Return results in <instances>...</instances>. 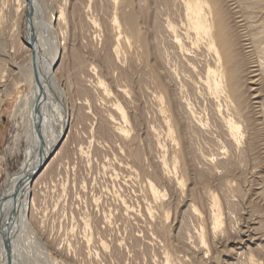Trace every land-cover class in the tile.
<instances>
[{
	"label": "rangeland",
	"instance_id": "obj_1",
	"mask_svg": "<svg viewBox=\"0 0 264 264\" xmlns=\"http://www.w3.org/2000/svg\"><path fill=\"white\" fill-rule=\"evenodd\" d=\"M23 1L0 0V200L40 153L18 139ZM35 1L41 25L62 14L68 116L29 186L35 238L22 233L9 263L264 264V0L204 4L227 62L191 28L192 0Z\"/></svg>",
	"mask_w": 264,
	"mask_h": 264
},
{
	"label": "bare ground",
	"instance_id": "obj_2",
	"mask_svg": "<svg viewBox=\"0 0 264 264\" xmlns=\"http://www.w3.org/2000/svg\"><path fill=\"white\" fill-rule=\"evenodd\" d=\"M206 1L207 0L186 1L184 3L186 9L185 13L189 18L191 28L197 36L203 37L207 41V46L209 50H212L215 58L218 61L221 59L222 61H226L228 59L225 54L221 51H217L216 49L215 43L216 41H219L220 38L218 34L212 33V21H209L206 17V14L204 13L203 7ZM23 2L22 3L25 7L24 9H27V0H24ZM32 2L34 6L32 24L34 27L33 44L35 46V49L29 46L26 37L23 38L25 45L28 46L29 50L31 51V56L29 57L30 67L25 70L21 68V71L25 73H23V75H25L26 77H23L21 75L22 73H20V75L25 78L24 82H27L28 88L23 97L20 98L21 104L19 105V108L22 112V116L25 118V125L23 126L24 132L18 134V139L20 138V135L23 134L29 141V145H31L33 149L37 150L40 153L38 155L39 158L37 162L33 165H30L27 170L25 168L24 170L21 169L20 172L13 173L5 179L4 190L2 193V198L0 200V264H9V260H7V247H5L3 230L1 227L2 222H9L11 243L16 241L18 242V247L15 246L18 250V253L16 251L14 252L13 250V254H11L10 256L11 260L16 256L17 258L21 256L22 246L20 248L21 244L19 242L21 240L22 233H26V231H28L29 233H27V237L29 239L35 238L34 232L32 230L30 231L28 228L30 226H28V223L26 222L27 216L25 215L28 204L31 205V199L29 198L27 200V198L29 197V186L31 185V181L34 178L31 177V172L32 169L39 162H41V160L45 159L48 154L54 151L57 143L62 139V134H64L66 125V118L68 116L65 103L63 99H61L62 91L57 88L58 85L56 84V78L53 75L54 65L58 63V47L56 37H54L53 35L55 34V32L53 31L51 24L52 20L61 18L62 14H59V16H57L56 18L51 12L49 14L50 18L48 20H42L41 25L40 17L42 15L38 17L41 11L39 10L40 7L38 8V4L35 0H32ZM24 16L26 19V12ZM213 19L215 21V18ZM218 24L220 25V23H217L216 28H218ZM38 26L44 27L46 29L44 31H47V35L50 39L49 43L51 44L53 49L51 48V50H49V45V48H47L46 44H49L45 41L47 40L45 39L47 35L45 36L44 32H40L39 30H37ZM262 62H259L260 64H258V67L259 69L264 71V63ZM40 86L43 90L42 93L39 89ZM40 96L41 99L38 104L37 101ZM62 97L64 98V96ZM230 131L232 133L234 132V126H230ZM51 155L53 156V154ZM11 213L13 214V216L12 218H9V215ZM9 219L11 220L9 221ZM14 238L15 241H12ZM19 262L20 261H17V263Z\"/></svg>",
	"mask_w": 264,
	"mask_h": 264
},
{
	"label": "water",
	"instance_id": "obj_3",
	"mask_svg": "<svg viewBox=\"0 0 264 264\" xmlns=\"http://www.w3.org/2000/svg\"><path fill=\"white\" fill-rule=\"evenodd\" d=\"M33 15H34V6H33V2L32 0H27V9H26V20H25V37L27 39V42L29 44L30 47H35L33 44V34H34V27H33ZM35 49V48H34ZM40 92L42 93V87L40 86ZM41 96L38 99V104L40 102ZM43 150V149H42ZM52 153H50L49 155H47V157L44 160H41V162H39L33 169L31 172V177L36 176L37 173L42 169V167H44V165L46 164V162L48 161V158L50 157ZM30 177V178H31ZM32 177V178H33ZM31 178V179H32ZM30 179V181H31ZM29 181V182H30ZM13 214L11 213L9 215V218H12ZM11 219H9L10 221ZM2 230H3V237H4V242H5V247H7V260H9V262L11 261V254H12V248H11V237H10V229H9V222L4 221L2 222ZM10 264V263H9Z\"/></svg>",
	"mask_w": 264,
	"mask_h": 264
}]
</instances>
